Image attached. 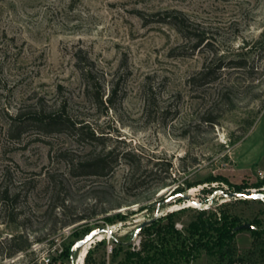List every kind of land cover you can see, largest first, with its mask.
<instances>
[{"label": "rangeland", "instance_id": "obj_1", "mask_svg": "<svg viewBox=\"0 0 264 264\" xmlns=\"http://www.w3.org/2000/svg\"><path fill=\"white\" fill-rule=\"evenodd\" d=\"M174 15L203 35L200 45L168 22ZM77 53L94 61L104 99L118 83L113 105L86 95ZM219 57L247 64L223 67L208 82L190 80ZM60 103L101 137L45 131L30 116ZM18 113L27 120L20 135L12 129ZM263 113L264 0H0V264H41L47 256L50 264H72L60 255L63 246L103 225L111 234L84 244L76 264H125L123 251L113 255L114 238L126 249V233L173 211L185 233L200 206L244 223L263 218L264 199L229 196L221 178L206 180L264 178V157L251 159L264 150ZM102 150L113 151L106 174L79 167ZM125 151L134 152L135 172ZM177 193L190 199H170ZM117 212L120 219L105 220ZM76 216L84 218L69 222ZM20 232L31 245L10 255L4 239ZM140 241L135 234L131 247ZM251 243L247 229L237 233L241 251ZM189 264L225 263L201 251Z\"/></svg>", "mask_w": 264, "mask_h": 264}, {"label": "trees", "instance_id": "obj_2", "mask_svg": "<svg viewBox=\"0 0 264 264\" xmlns=\"http://www.w3.org/2000/svg\"><path fill=\"white\" fill-rule=\"evenodd\" d=\"M168 22L173 24L177 30L183 35L184 38L191 39L195 46L200 45L204 40L203 35L193 31L188 19L185 16L174 15L168 19ZM76 67L78 68L82 80L84 81V89L86 95L95 103L104 102L113 105V101L120 91L118 83H112L106 98V92L98 78V70L94 61L88 54L77 53ZM245 59H229L225 60L224 57H219L217 64L214 68L204 67L198 72L197 77H192V82L203 83L208 82V78L217 73L226 66H246ZM31 118L45 131L56 130H73L74 134L78 137L89 136L92 139H99L101 136L96 135L95 131H86L85 126L81 125L73 119L72 115L67 111L66 105L60 103L55 110L43 111L42 109L31 111ZM22 113H18L14 118L17 121L12 125V129L17 130L20 135L25 124V118H22ZM209 122L216 123V117H208ZM113 154L112 150H102L95 153L90 158L79 163V167L89 174H106L110 165L109 157ZM134 152L125 151L122 157L130 163L132 172L137 170V166L132 161ZM117 156V154H115ZM221 178L230 190H223L224 194L232 191H241L246 189H253L251 187L261 189L264 185V178L257 180L255 183L249 185L248 182L233 183L224 175H216L207 177L206 180L216 181ZM175 180V179H174ZM192 184L189 183L188 186ZM180 184L174 189L175 192L181 191ZM5 198H9L8 191H4ZM114 207L105 209V212H110ZM197 214L185 228V233L175 226V218L178 212L173 211L163 215L154 216L149 223L144 225L137 233L132 229L125 236L129 237L131 241L132 236L135 234L141 235L140 248L135 250L131 247L129 241L128 248L123 249L124 242L120 239L114 238V241L119 245L116 249L113 247V255L119 252H124L125 264H189L194 260L201 251H204L207 256L216 259L218 262L225 264H264V217H254L250 223L253 224L252 228L247 230L252 237L250 247L241 251L236 244V235L239 231L244 229L234 230V228L242 223V218L230 213L227 210L210 211L208 206L197 207ZM120 212L108 214L104 218L107 222H115L119 217ZM84 217L76 216L69 222H75L83 219ZM16 221V218L13 219ZM4 241L9 246V254H15L27 250L31 241L24 232L13 234ZM2 241V242H4ZM63 246L60 255L63 257L71 256V246ZM87 252L85 260L89 258Z\"/></svg>", "mask_w": 264, "mask_h": 264}, {"label": "water", "instance_id": "obj_3", "mask_svg": "<svg viewBox=\"0 0 264 264\" xmlns=\"http://www.w3.org/2000/svg\"><path fill=\"white\" fill-rule=\"evenodd\" d=\"M227 195L229 196H233L236 198H259V199H264V191L259 190V189H246V190H241V191H232L227 193ZM177 196H183L186 199H190V197L186 194L183 193H177L175 195H173L172 197H170V199L175 198ZM151 221V219H148L146 221H143L142 223H140L136 228H135V232L137 233L144 225H146L147 223H149ZM253 224L250 222L247 223H242L238 226H236L234 228V230H239V229H248V228H252ZM112 232V229L109 228L108 226H98L95 227L91 230H89L88 232H86L83 236H81L79 239H77L72 247H71V261L72 264H76V256L78 255V252L80 250V248L87 243L88 241L94 239L95 237H97L99 234L101 233H108V235H110Z\"/></svg>", "mask_w": 264, "mask_h": 264}, {"label": "crops", "instance_id": "obj_4", "mask_svg": "<svg viewBox=\"0 0 264 264\" xmlns=\"http://www.w3.org/2000/svg\"><path fill=\"white\" fill-rule=\"evenodd\" d=\"M264 116V113L262 114V116L260 117V119H259V121L261 120V118ZM259 121H258V123H257V125L255 126V128L257 127V126H259L258 124H259ZM254 128V129H255ZM261 139H262V137H261ZM263 140V139H262ZM244 143V142H243ZM243 143H242V153H243V155H246L247 157H250V156H248V154H247V152H245L244 153V151H243ZM260 157H264V150H262L260 153H258L257 154V156H251V159H254V160H256V159H260Z\"/></svg>", "mask_w": 264, "mask_h": 264}, {"label": "built area", "instance_id": "obj_5", "mask_svg": "<svg viewBox=\"0 0 264 264\" xmlns=\"http://www.w3.org/2000/svg\"><path fill=\"white\" fill-rule=\"evenodd\" d=\"M22 253V252H21ZM51 257L50 256H47V257H43L42 261H41V264H50L51 262Z\"/></svg>", "mask_w": 264, "mask_h": 264}, {"label": "bare ground", "instance_id": "obj_6", "mask_svg": "<svg viewBox=\"0 0 264 264\" xmlns=\"http://www.w3.org/2000/svg\"><path fill=\"white\" fill-rule=\"evenodd\" d=\"M187 201H189L191 204H192V202L190 201V200H187ZM89 242V241H88ZM86 244V243H85Z\"/></svg>", "mask_w": 264, "mask_h": 264}]
</instances>
